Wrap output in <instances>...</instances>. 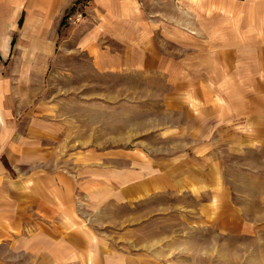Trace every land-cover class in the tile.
<instances>
[{"label":"rangeland","instance_id":"1","mask_svg":"<svg viewBox=\"0 0 264 264\" xmlns=\"http://www.w3.org/2000/svg\"><path fill=\"white\" fill-rule=\"evenodd\" d=\"M92 1L78 0L59 31L53 18L48 41L36 40V15L32 32L17 26L9 57L13 26L0 33V83H33L17 91L65 123L68 138L49 164L74 174L81 200L79 226L66 218L17 264H264L263 155L233 164L225 153L209 169L219 193L175 179L207 169L189 152L204 142V17L217 0H118V19L96 17ZM46 46L49 56L39 55ZM154 52L161 63L138 70ZM175 158L188 164H169ZM139 172H168L178 190L125 201Z\"/></svg>","mask_w":264,"mask_h":264},{"label":"crops","instance_id":"2","mask_svg":"<svg viewBox=\"0 0 264 264\" xmlns=\"http://www.w3.org/2000/svg\"><path fill=\"white\" fill-rule=\"evenodd\" d=\"M117 1L93 0L94 15L99 17V14L107 13V19H118L113 18V14L118 4L121 7L123 3ZM77 2L0 0V10L4 12H0V33L7 34V26H13L4 46V55H10L17 26L21 28L25 23L32 32L36 15L39 22L36 40L48 41L51 39L47 33L51 20H57L59 31L64 25L61 26L64 17ZM210 3H207L209 14L204 17V25H211L207 33L204 29V142L189 152L207 169L175 179L179 188L185 190L200 187L201 191H208L209 187L216 186L213 189L219 193L222 184L209 169L214 164H225V153L233 154L236 159L233 164H239L237 158L245 155L261 154L264 157V0ZM38 51L41 56H49L47 46L46 50ZM151 55L155 57L154 61L153 58L138 59V70L161 63V54L154 52ZM89 56L95 58L96 54ZM206 70H210L209 73ZM23 85L29 87L33 83H0V264H17L22 249L35 248L33 243L37 241H41L40 249H43L42 241H48L49 229L62 231L66 218L73 228L75 223L76 226L80 223L78 180L57 164H49L52 154L60 150L59 147L63 150L68 138L65 123L58 117L55 121L45 102L35 103L27 93L21 94L24 91L19 93L18 87ZM172 87L177 88V84ZM180 161L175 158L169 164L185 163ZM168 177L171 178L168 172H163L160 177L159 172L150 175L139 172L136 179L123 188V198L128 201L136 194L139 200L161 191H177V184Z\"/></svg>","mask_w":264,"mask_h":264},{"label":"trees","instance_id":"3","mask_svg":"<svg viewBox=\"0 0 264 264\" xmlns=\"http://www.w3.org/2000/svg\"><path fill=\"white\" fill-rule=\"evenodd\" d=\"M65 18H66V17H64V19H65ZM63 21H64V20H63ZM63 21H62V23H61V26H62V25H63V23H64Z\"/></svg>","mask_w":264,"mask_h":264}]
</instances>
